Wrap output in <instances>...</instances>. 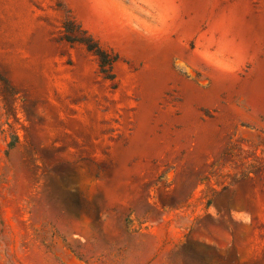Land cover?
Wrapping results in <instances>:
<instances>
[{"label": "rangeland", "instance_id": "1", "mask_svg": "<svg viewBox=\"0 0 264 264\" xmlns=\"http://www.w3.org/2000/svg\"><path fill=\"white\" fill-rule=\"evenodd\" d=\"M115 3L0 0V264H264V0Z\"/></svg>", "mask_w": 264, "mask_h": 264}, {"label": "trees", "instance_id": "2", "mask_svg": "<svg viewBox=\"0 0 264 264\" xmlns=\"http://www.w3.org/2000/svg\"><path fill=\"white\" fill-rule=\"evenodd\" d=\"M65 32L64 40L68 43H78L85 47L98 61L99 73L107 81H114L113 64L115 58L102 50L99 45L82 31L73 21H67L63 25ZM0 81L7 86V83L0 78Z\"/></svg>", "mask_w": 264, "mask_h": 264}, {"label": "bare ground", "instance_id": "3", "mask_svg": "<svg viewBox=\"0 0 264 264\" xmlns=\"http://www.w3.org/2000/svg\"><path fill=\"white\" fill-rule=\"evenodd\" d=\"M98 7L102 10L109 11L112 7H115V0H95ZM155 6H158L162 9V13L166 14V8L163 5L159 4V0H147Z\"/></svg>", "mask_w": 264, "mask_h": 264}]
</instances>
